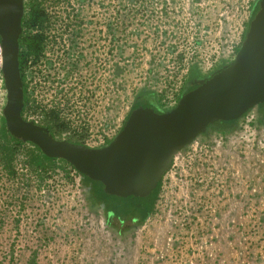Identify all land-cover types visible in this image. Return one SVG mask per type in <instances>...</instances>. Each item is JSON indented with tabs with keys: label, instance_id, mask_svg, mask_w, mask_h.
I'll return each mask as SVG.
<instances>
[{
	"label": "rangeland",
	"instance_id": "rangeland-1",
	"mask_svg": "<svg viewBox=\"0 0 264 264\" xmlns=\"http://www.w3.org/2000/svg\"><path fill=\"white\" fill-rule=\"evenodd\" d=\"M246 1L203 0L202 6L173 0L172 41L118 46L122 49L109 59L108 111L101 64L93 77L92 133L100 135L104 126L117 135L140 90L165 99L182 90L193 72L210 75L229 63L213 55L228 48L227 37L238 35L228 20L244 24L246 34ZM73 81L62 90L69 101L80 93L73 92ZM66 113V131L59 136L75 141L87 135L76 128L86 120L76 124ZM29 149L27 144L17 152L12 172L0 162V264H264V109L259 106L233 132L209 129L182 149L163 177L154 212L127 228L107 223L103 205L77 171L64 169L61 160L35 169Z\"/></svg>",
	"mask_w": 264,
	"mask_h": 264
},
{
	"label": "water",
	"instance_id": "water-1",
	"mask_svg": "<svg viewBox=\"0 0 264 264\" xmlns=\"http://www.w3.org/2000/svg\"><path fill=\"white\" fill-rule=\"evenodd\" d=\"M24 13L25 0H0L7 129L17 139L36 144L45 155L64 159L100 181L109 194L129 199L150 195L175 156L212 124L240 119L264 103V0H260L235 58L183 93L174 107L162 112L143 105L133 108L122 129L102 147L58 138L47 126L23 114L20 37Z\"/></svg>",
	"mask_w": 264,
	"mask_h": 264
},
{
	"label": "flooded vegetation",
	"instance_id": "flooded-vegetation-1",
	"mask_svg": "<svg viewBox=\"0 0 264 264\" xmlns=\"http://www.w3.org/2000/svg\"><path fill=\"white\" fill-rule=\"evenodd\" d=\"M95 1L57 0L46 8L36 0H25V101L29 102L38 77L39 113L44 119L55 116L62 104L71 106L78 119L83 112L91 118L95 107L93 77L100 64L105 75L103 107L108 111L109 59L116 57L117 49H122L118 46L165 44L173 40V0H118V4H111V0ZM192 1L203 4V0ZM247 1L249 25L260 0ZM236 9L239 11L240 7ZM72 78L73 92L80 93L69 101L70 98L62 97V90Z\"/></svg>",
	"mask_w": 264,
	"mask_h": 264
},
{
	"label": "trees",
	"instance_id": "trees-1",
	"mask_svg": "<svg viewBox=\"0 0 264 264\" xmlns=\"http://www.w3.org/2000/svg\"><path fill=\"white\" fill-rule=\"evenodd\" d=\"M37 3L41 2L39 1ZM258 10L259 4L256 6L254 15L257 13ZM22 35L20 37V68L23 77ZM209 76L210 75H201L197 72H193L189 79L185 82L181 91L182 94L195 88ZM162 98V95L158 94L154 90L142 89L137 93L134 99L132 109L143 105L152 107L159 112L165 111L166 109H164L163 107ZM258 106L260 109H264V103H261ZM25 110L26 101L23 108V114L25 113ZM251 110H249L247 113H249ZM247 113H245L243 116H245ZM240 119L220 120L212 124L209 129H215L223 134H227L233 132L237 128ZM1 133L2 135H0V162L4 165V168L7 169L9 172H12L14 170V160L17 152L22 149V146H25L27 144L33 147V149H29L28 152L30 153L29 162L31 166L35 169L40 168L39 170H41V168H43L46 170L48 167L54 165L55 161L61 160L64 163V169L65 167H68V169H74L77 171V169H75V167L68 161L60 158L49 157L45 155L36 144L32 142H23L11 135L7 129L4 117L3 125L1 126ZM53 134L56 135L54 132ZM77 172L82 176L83 182L90 187L89 189L92 197L103 205V209L107 216V223L109 225H118L120 228H127L133 223L142 224L154 212L156 201L158 199L163 180L159 182L157 188L154 189L150 195L146 197H135L129 199L126 197L107 193L104 190V186L100 181L93 180L87 175L80 173L79 171Z\"/></svg>",
	"mask_w": 264,
	"mask_h": 264
},
{
	"label": "built area",
	"instance_id": "built-area-1",
	"mask_svg": "<svg viewBox=\"0 0 264 264\" xmlns=\"http://www.w3.org/2000/svg\"><path fill=\"white\" fill-rule=\"evenodd\" d=\"M56 1L57 0H41L40 2L46 8H48L49 6L55 5ZM248 5L250 4L248 1H246L243 8L247 10ZM228 22H230L229 27H233L235 29V30L234 29L231 30L232 34L235 33V31L237 30L238 35L235 36L234 34L233 37H230V38L227 37L225 42H230L228 45V48L216 51L213 55V59L215 60L226 59V60L232 61L235 58L236 53L244 40V37H245L244 36L245 34L244 24H238L236 21H233V20L231 21L228 20ZM240 27H241V30L239 31L238 29ZM232 34H229V36H231ZM220 40L222 41L221 38ZM3 62H4L3 46L1 43V39H0V114L1 115H3V109L6 105L7 97H8V91L5 85V78H4L3 71H2ZM211 69H212V66H209L208 71ZM34 83H35V90L32 91L30 100L28 103H26V110L24 113V117L26 119L33 120L41 125L47 126L51 130L52 133L54 132L56 134L55 136L58 138H62L59 136L58 132L66 131L63 129L67 127V124L64 121V120H67V117H64L62 114H64L65 112H67L66 114H70L72 119L76 122V124H80L81 122H83V119H84L86 120L88 124H86L85 127L77 125L76 128L78 129V131H82V132L88 131V134L78 135L79 138L75 139V142L82 143L89 147H102L108 144L116 136V135H109L106 128H104V126L102 128V133L100 135H96L92 133V131L95 129L94 128V111H93V115L91 118H88L86 116V113L83 112L84 115L82 116V118L78 119L77 117L74 116L73 108L66 104L61 105L60 109L58 110L55 116L50 117V119H44L43 115L39 113L40 97H39V92L37 88V84L39 83L38 77L35 78ZM181 91L182 90L177 91L175 94L168 96L165 99H162L164 109L168 110L174 107L178 103L180 97L182 96ZM32 113H36L39 119H37ZM105 116H106V113H105ZM103 124H105V127L107 126V122L105 123L103 122ZM65 139L71 140L70 138H65Z\"/></svg>",
	"mask_w": 264,
	"mask_h": 264
}]
</instances>
